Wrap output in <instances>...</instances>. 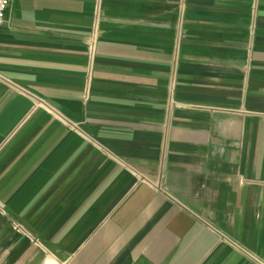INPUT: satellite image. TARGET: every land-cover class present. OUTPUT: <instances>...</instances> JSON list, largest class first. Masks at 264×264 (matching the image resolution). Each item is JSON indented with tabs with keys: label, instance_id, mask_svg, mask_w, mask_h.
<instances>
[{
	"label": "crops",
	"instance_id": "1",
	"mask_svg": "<svg viewBox=\"0 0 264 264\" xmlns=\"http://www.w3.org/2000/svg\"><path fill=\"white\" fill-rule=\"evenodd\" d=\"M0 264H264V0H12Z\"/></svg>",
	"mask_w": 264,
	"mask_h": 264
},
{
	"label": "built area",
	"instance_id": "2",
	"mask_svg": "<svg viewBox=\"0 0 264 264\" xmlns=\"http://www.w3.org/2000/svg\"><path fill=\"white\" fill-rule=\"evenodd\" d=\"M12 0H0V26L7 24L8 11Z\"/></svg>",
	"mask_w": 264,
	"mask_h": 264
}]
</instances>
